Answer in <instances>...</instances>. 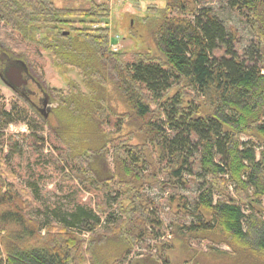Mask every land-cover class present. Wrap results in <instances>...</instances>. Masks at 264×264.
I'll return each mask as SVG.
<instances>
[{
    "label": "trees",
    "instance_id": "obj_1",
    "mask_svg": "<svg viewBox=\"0 0 264 264\" xmlns=\"http://www.w3.org/2000/svg\"><path fill=\"white\" fill-rule=\"evenodd\" d=\"M189 1L148 7L138 23L151 54L112 51L99 24L105 0L87 9L0 0V51L28 63L42 85L47 63L65 80L45 88L56 105L49 130L75 180L117 192L112 204L42 224L29 215L40 208L36 188L17 183L0 143V264H173L178 248L183 264H264V0H227L254 35L247 63L236 57L237 30ZM196 159L197 196L168 197V223L145 188L160 176L186 186ZM147 239L154 245L135 254Z\"/></svg>",
    "mask_w": 264,
    "mask_h": 264
},
{
    "label": "rangeland",
    "instance_id": "obj_2",
    "mask_svg": "<svg viewBox=\"0 0 264 264\" xmlns=\"http://www.w3.org/2000/svg\"><path fill=\"white\" fill-rule=\"evenodd\" d=\"M51 1L56 7L62 9H87L90 6L89 0ZM94 1L97 3L104 2V0ZM105 2L110 4L109 18L99 24L100 28L108 30L112 51L135 50L136 52L148 51L155 54L157 50L155 43L138 21L147 18L148 7L151 4L164 7L166 0H105ZM188 3L192 7L197 6L202 14L206 11L216 14L226 27L235 28L239 35L235 45L236 57L246 61V63L253 59V32L242 16L229 9L227 0H190ZM214 55L217 58L223 57L225 56L224 50L214 53ZM18 61L23 65H28L20 59ZM44 65L42 71L46 81V86L43 85L44 88L62 89L66 83L61 73L48 63ZM30 71L34 72L31 68ZM48 89H46L47 92ZM47 94L48 100L51 101L49 92ZM34 104L39 106L40 98L37 100L34 98ZM53 107L56 105L54 104ZM3 109L9 114L0 115V136L2 137L0 143L5 145V151L9 158L8 162L17 173V183L25 187L33 186L36 188V191L33 192L34 199L40 208L29 211L32 218L42 224L45 222L63 223L64 219L70 217L79 207L94 209L95 205L104 198H108L110 204L114 203L117 194L115 190L91 192L82 188L75 180L76 170L67 163L64 147L50 133V125L51 127L55 125V121L51 114L49 117L47 115L48 119L45 118L49 110H43L42 114L37 113L33 107L20 99L0 79V113ZM136 139L132 141L137 142ZM110 161L112 163L111 157ZM190 172V176H185L186 186L180 185L169 188L166 184L167 177L160 176V183L148 182L145 188L147 196L156 202L160 214L168 223L173 220L174 213V210L171 212L167 206L168 197L176 194L189 196L193 202L197 196L199 184L203 181L197 159L194 160ZM112 207L114 211L116 206ZM187 221L189 222L191 219ZM153 245L152 240H144L135 254L147 252L148 248ZM194 246L198 247L196 244ZM205 246L204 243L201 244V247L205 248ZM222 248L225 247L222 246ZM181 251L178 248L174 254L172 253L173 264H183L180 256Z\"/></svg>",
    "mask_w": 264,
    "mask_h": 264
},
{
    "label": "flooded vegetation",
    "instance_id": "obj_3",
    "mask_svg": "<svg viewBox=\"0 0 264 264\" xmlns=\"http://www.w3.org/2000/svg\"><path fill=\"white\" fill-rule=\"evenodd\" d=\"M0 79L20 99L33 107L34 111L42 114L43 110L47 109L49 110L47 111L48 117L50 114L52 115L55 107H53L54 103L52 100L50 101L47 98L48 92L43 86L45 84L42 85L41 79L33 75L28 65L23 66L18 59L10 58L2 51H0ZM34 98L36 100L40 98L39 106L34 104Z\"/></svg>",
    "mask_w": 264,
    "mask_h": 264
},
{
    "label": "water",
    "instance_id": "obj_4",
    "mask_svg": "<svg viewBox=\"0 0 264 264\" xmlns=\"http://www.w3.org/2000/svg\"><path fill=\"white\" fill-rule=\"evenodd\" d=\"M23 65V64H22ZM24 66V65H23ZM45 117H47V114L45 115Z\"/></svg>",
    "mask_w": 264,
    "mask_h": 264
},
{
    "label": "bare ground",
    "instance_id": "obj_5",
    "mask_svg": "<svg viewBox=\"0 0 264 264\" xmlns=\"http://www.w3.org/2000/svg\"><path fill=\"white\" fill-rule=\"evenodd\" d=\"M114 49V48H113Z\"/></svg>",
    "mask_w": 264,
    "mask_h": 264
}]
</instances>
